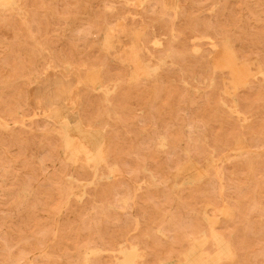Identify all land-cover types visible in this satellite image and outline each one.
Instances as JSON below:
<instances>
[{
  "label": "rangeland",
  "instance_id": "374dc122",
  "mask_svg": "<svg viewBox=\"0 0 264 264\" xmlns=\"http://www.w3.org/2000/svg\"><path fill=\"white\" fill-rule=\"evenodd\" d=\"M15 1L0 0V115L9 122L0 125V264H84L90 246L106 248L91 264H120L128 231L148 246L136 264H264V85L235 81L256 69L245 57L264 63V0ZM172 28L173 58L140 52L147 34L166 38ZM223 38L236 50L222 49ZM48 82L55 113L67 106L55 122L41 109ZM115 84L109 103L102 88ZM68 132L87 169L108 133L118 169L102 165L103 177L88 183L92 172L64 152ZM222 198L232 217L216 211ZM200 229L209 234L183 254Z\"/></svg>",
  "mask_w": 264,
  "mask_h": 264
},
{
  "label": "bare ground",
  "instance_id": "6f19581e",
  "mask_svg": "<svg viewBox=\"0 0 264 264\" xmlns=\"http://www.w3.org/2000/svg\"><path fill=\"white\" fill-rule=\"evenodd\" d=\"M12 1H14L16 3L15 0H12ZM140 1L143 4H150L152 2V0H140ZM18 4H20V2ZM164 6L166 7L165 4H164ZM140 33L141 32H139V34ZM163 34L167 35L168 39H167V37L166 38L160 37L157 34H151V35L147 34V36L138 45L140 48V52L145 49L148 52L150 58H153V57L159 58L161 60V62L164 64L165 60L167 58H173L175 56L173 47L171 45H166V42L168 40L174 41L177 38V36H176L177 33L175 32V29L172 28L170 32H164ZM169 34H170V37H169ZM200 36H202V38L207 37L210 39V41L214 40L212 38V36L208 33L200 34ZM138 37H139V35H138ZM221 43H222V49L228 48L232 51L236 50L234 48L235 45L233 44V41H231L229 38H223L221 40ZM150 44L157 47L159 52L156 53V52L150 50V47H149ZM212 45L214 47H217L219 45V42H216V43L213 42ZM194 49L198 50L199 47L195 46ZM237 55H238V53H237ZM140 56H141V59L143 61V65H144L145 69H147L149 67L151 68L149 63L145 62L146 58H144V56H142L141 53H140ZM238 56L240 57V55H238ZM244 59L247 60L248 62L254 63L256 65V69L248 71V72L242 71V73H239V75L235 78V81H239L240 82L239 85H247V84H250L252 82V80H254V78H256L255 80L259 79L258 83H262V85H264V63H263V61L259 57H256V56H253V57L249 56V57H245ZM70 65H72V64H69V66ZM48 66H50V64H48ZM157 67H159V65H156L155 68H157ZM31 73L33 74V72H31ZM37 73L34 72L35 77H38ZM209 81H210L211 85L215 83V80L213 78H211ZM116 82H120V79L116 80ZM258 83H257V85H258ZM262 85H258V86L260 87ZM117 87H118V85L115 84L112 86L105 85L102 88V90L105 92V100L107 102H109V103L112 102L111 93H112V91L116 90ZM41 88H43V92L46 93V95L45 94L43 95L42 102H41V104H42L41 109H42L43 117L47 122L48 121L49 122L50 121L55 122L56 120H58L57 117H59L60 113L62 115H63V113L64 114L67 113V106H66V104H63V106H62L63 112L60 111V112H58L59 114H56L55 109H56L57 105L53 101L52 95L57 91V88L51 89V91H50L49 82L45 83ZM67 91H69V89ZM49 94H51V95H49ZM233 98H234V100H236V102L234 104H232L233 110L239 115H244V119H247L248 118L247 112L244 109H242L240 101L238 100V98H236L235 95ZM5 116L0 115V125H2L3 127H6L9 125V122ZM24 117H25V113H22V112L18 113V117L14 118L13 123L14 124H20V125L23 124ZM62 117H65V115H63ZM104 128H105V130H107V125H105ZM169 139L170 138H169V135L167 133L164 132V133L160 134L159 145L160 146L168 145ZM74 140H75L74 135H72L70 132L66 133L63 136L64 152L67 155L69 161L74 163L75 165H77L81 170L86 171V172H89V171L92 172V176L88 180V183H93V182H95L96 179L103 177L102 173L100 172V168L102 165H106L112 171H115L118 169L119 164L115 160L111 159V153H110L111 143H110V135L108 133H105L103 135L102 141L100 142V144L98 146H96L94 148V151L92 152L91 156L93 158H91L90 161L87 163L89 165V167L91 166V169H87V167H86L87 165L85 166V165L80 163V159L78 156L81 154V152H80L79 148L74 144ZM226 156H228V155H226ZM215 174H216L218 179H222V169L220 167H216ZM70 177H73V178H76L77 180H80V178H78V176L73 175L72 173L69 176V178ZM90 185H92V184H90ZM222 193H223V187L220 189L221 197L223 196ZM85 194H86V190H84L82 192V194L76 193V195H81V196H83ZM121 200L125 205L129 203V199L127 197L122 198ZM223 202L224 203L220 206L215 205L216 211L218 212V210H220V209H226L231 214V217H232V215L234 214V212H233L234 207L232 205H230L229 203H227L226 199H223ZM212 203L213 202H208L207 205L212 204ZM214 219L218 220L220 218H219V216H215ZM159 221L161 222L160 219H155L153 221V223H157L156 228H157L158 232H160L163 235H166L168 229L165 226L162 227V225L158 224ZM158 225H160V226H158ZM160 227H162L163 229H161ZM139 228H140V221H139V219H136L135 223H134L133 230L135 231V230H138ZM218 230L220 231L219 233L222 235L223 240L229 245L230 253L233 256L235 251H234V246H233L232 242L226 237V233H225L224 229L219 227ZM209 231H210V229H200L197 231L189 232L190 237L188 239H189L191 245H190V247H188L186 249L185 252H183V251H181V252H183V254H186V255L191 254L195 248L194 243L197 240V238H199L200 236H202L205 233L209 234ZM142 233L144 235L149 234L148 231H144ZM130 234H131L130 231L123 233L124 239L119 242L120 243L119 247L116 249V251L123 254L122 259L120 260V264H136L139 261H142L148 255V252H147L148 246L142 245V242L137 240V239L135 240V239L130 238ZM210 240H212V239H210ZM212 242L214 243L213 240H212ZM105 249L106 248H104L102 246H90V247H88L86 249V252L84 255V264H91V261H90L91 257L94 255H98L99 253L103 252ZM112 250H114V249H112ZM175 256L178 257L179 255H175ZM160 261H161L160 263H162L163 259H160Z\"/></svg>",
  "mask_w": 264,
  "mask_h": 264
}]
</instances>
